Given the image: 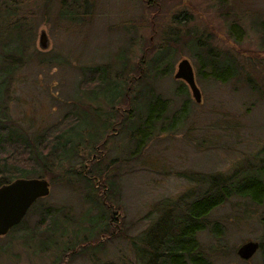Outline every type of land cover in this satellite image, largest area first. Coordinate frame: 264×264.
Listing matches in <instances>:
<instances>
[{
  "label": "rangeland",
  "instance_id": "obj_1",
  "mask_svg": "<svg viewBox=\"0 0 264 264\" xmlns=\"http://www.w3.org/2000/svg\"><path fill=\"white\" fill-rule=\"evenodd\" d=\"M207 47L217 54L219 74L236 65L229 81L198 74ZM181 58L191 65L198 102L173 77ZM97 65L108 68L112 82L85 90L81 70ZM122 66L118 78L128 96L107 103ZM135 85L132 127L141 121L150 85L167 101L168 118L182 106L186 116L172 130L156 126L133 153L136 145L119 122ZM92 95L97 98L88 99ZM73 105L81 111V140L63 158L57 149L44 155L33 149L49 192L25 212L18 229L0 236V264H141L136 250L147 244L140 237L159 217L171 221L178 208L168 204L179 205L182 194L216 190L201 174L215 175L218 184L264 179V0H0V115L6 124L30 138L54 130ZM45 209L53 211L46 228ZM263 213L264 197L260 204L230 197L207 216L220 233H195L200 250L212 264H264L258 246L248 259L236 253L246 241L261 242Z\"/></svg>",
  "mask_w": 264,
  "mask_h": 264
},
{
  "label": "trees",
  "instance_id": "obj_2",
  "mask_svg": "<svg viewBox=\"0 0 264 264\" xmlns=\"http://www.w3.org/2000/svg\"><path fill=\"white\" fill-rule=\"evenodd\" d=\"M4 13L8 14L6 8L4 9ZM230 28V30L234 31V26L231 25ZM216 58L217 54L214 55L212 49L209 47L205 48L204 53L200 54V67L203 69L200 71L198 69V74H202L208 79L225 83L237 73L236 65L228 59L227 62L233 64V66L223 67V72L219 74L216 68ZM13 61L14 59L11 60V62ZM122 71L123 66L115 73L118 81L113 82V87L117 89L113 100L107 99L103 93L98 92L99 96L104 100L107 99V103H112L116 96H128V93L126 90L124 92V88L120 83L121 80L118 78L121 77ZM81 73L83 82L86 81L84 83L85 90L97 91L101 88L105 80L112 82L108 79V68L103 65L86 67L85 70H81ZM136 80L131 79L130 82L133 84ZM135 86L134 94L130 95V102L126 109H124L125 112L122 113L123 115L119 122L120 130L136 145V148L132 150L133 153L142 147L144 142L155 131L156 126H158V130H165V128L172 130L180 117L186 116V108L182 106L176 110V113H171L168 118L164 114L167 111V101L150 85L151 95L146 105L144 104V112L137 115L138 120L141 121L137 127H132L130 121L134 114H137L132 105L138 93V86ZM94 97L97 98V95H92L88 99H94ZM80 112L73 105L72 110L64 115L62 120L56 124L54 130L42 131L30 138L26 135L25 130H22L15 123L6 124L9 122L1 114L0 184L15 177H27L29 173L35 175L34 177H40L42 175L41 172H37V166H40L42 163L38 161L37 155H33V152H35L33 149H36V152L42 155L57 149V152H55L62 156L60 158L69 156L72 146L81 140L78 129H76V127H79L81 130L78 125ZM105 121L104 119V123ZM163 121H166L164 126L160 125ZM76 132L77 134L75 135ZM36 162L38 163L36 164ZM80 177L82 182H84V186H89L88 178L83 175ZM214 177L215 175L212 174H201L200 180L205 183L215 184V191L205 188L198 197H189L186 195L187 193L182 194L177 199L179 205L174 202L168 204L173 207L172 209L174 207L178 208L177 210H173L174 213L171 214V221L169 220L166 223L159 217L154 226H150L147 231L143 232L140 239L147 244V248L144 249L141 247L139 250H136L141 264H212L200 250L199 244L195 239V233L200 230L207 229L214 236L220 233V228L217 227L215 222L211 226L207 224V216L211 210L224 203L230 197L246 198L254 204H260L264 197V179L259 175H251L246 179L234 180L233 182L225 181L226 178L220 179L219 184L217 181L212 183ZM47 210L45 209V212H43L44 215H48L46 220L48 222L43 224L44 228L48 226V217L53 213V211L47 212ZM21 220L12 226L7 233L12 229H18ZM260 222L263 226V234L258 247L260 248L261 257L264 261V213L260 217Z\"/></svg>",
  "mask_w": 264,
  "mask_h": 264
},
{
  "label": "water",
  "instance_id": "obj_3",
  "mask_svg": "<svg viewBox=\"0 0 264 264\" xmlns=\"http://www.w3.org/2000/svg\"><path fill=\"white\" fill-rule=\"evenodd\" d=\"M39 46H45L43 34L39 35ZM173 77L182 80L190 90V95L198 102L199 91L194 83L193 71L186 58L176 63ZM48 182L43 177H15L0 184V236L16 225L24 216L31 204L48 194ZM254 241H246L236 250L242 259H248L257 248Z\"/></svg>",
  "mask_w": 264,
  "mask_h": 264
}]
</instances>
